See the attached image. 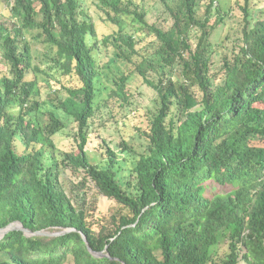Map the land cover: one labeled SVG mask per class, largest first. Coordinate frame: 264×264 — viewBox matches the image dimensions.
<instances>
[{
	"label": "trees",
	"instance_id": "trees-1",
	"mask_svg": "<svg viewBox=\"0 0 264 264\" xmlns=\"http://www.w3.org/2000/svg\"><path fill=\"white\" fill-rule=\"evenodd\" d=\"M2 1L0 228L71 230H10L0 264H264L262 7L237 0L242 27L215 43L231 10L222 14L220 0H160L169 29L148 22L144 0ZM99 20L114 30L100 34ZM136 73L157 92L148 127L97 161L86 150L90 119L129 103ZM73 123L78 148L42 174L54 136ZM120 155L133 157L126 182ZM61 166L84 173L75 183L83 202ZM88 183L97 189L90 203ZM100 194L123 209L95 214Z\"/></svg>",
	"mask_w": 264,
	"mask_h": 264
},
{
	"label": "rangeland",
	"instance_id": "rangeland-1",
	"mask_svg": "<svg viewBox=\"0 0 264 264\" xmlns=\"http://www.w3.org/2000/svg\"><path fill=\"white\" fill-rule=\"evenodd\" d=\"M140 1L141 0H138L139 3H141ZM172 1H174V5L175 0ZM236 2L237 0H220V10L222 14H224L228 9L231 10L228 12V15L226 16L223 23L216 24L217 29L215 30L213 35V41L215 43L222 42L223 39L227 36V31L229 32V34L232 32L237 33L242 27L241 20L243 18V15ZM91 3L92 0H88L87 6L89 7ZM143 3L149 6L148 22L150 24H156L164 29H169L172 26V13L168 9H166L165 5L160 0H144ZM215 4L218 5L217 2H215ZM252 5L262 7V9L264 10V0H253ZM4 8L5 2L0 0V11H2ZM216 9L217 8H214L213 10V16L211 18L210 25L217 22L218 13L220 10ZM259 12H261L260 9ZM90 13L96 18H99L100 16L95 6H92L90 8ZM205 13V6L201 7L198 10L199 17H204ZM1 18L0 22H8L9 14L5 13V16ZM97 26L99 28L100 34L111 32L115 28L114 26L106 25V23H103L100 20L97 22ZM134 29L135 28H129V30L131 31ZM149 39H152L151 35L147 38V40ZM36 48L40 52L43 51V46L39 43L36 44ZM35 64H41V59H36ZM42 64H44L43 60ZM0 65H3V61H0ZM128 88L131 90V94H133V97L130 99L129 103L124 104L122 100L113 101L111 105H105L104 107H102V109L90 119L88 127L89 140L86 145V150L97 161L104 158L108 160V145H111L112 148L118 150L120 149V142L124 138L129 139V141H131L132 143H134L133 141L138 142V140H140V138H138V136H140L138 133L139 129L141 128L142 130H144L148 127L149 113H151V110L157 106V92L153 87L144 83L143 78L139 74L136 73L131 78V80L128 82ZM44 92L45 91H42L43 96L46 97L48 92ZM12 109L17 110L18 107L15 105L12 107ZM77 131V125L73 123L54 136L56 144L54 147L49 148L43 157L41 171L42 174H44L50 168L54 169L57 165V162H60L63 159L65 152L73 151L78 148V143L81 139ZM261 141V139H255L252 141V143L259 144L257 142L261 143ZM24 148L25 147L23 146L22 142L18 144V149L20 150V152H22ZM120 156L121 165H119L118 168L121 169L120 172L122 176H124V181L126 182V176H128L129 174V166L133 161V157L131 155H127L126 157H123L122 155ZM60 168L61 179L64 185L68 190H74L77 196L75 200H78V203L83 202L84 199L81 198L82 194L80 196H78L77 194L78 186H75V183L83 179L84 173L78 174L71 169L63 168L62 166ZM90 185L92 184H87V190L89 191V195H87V197L89 203L91 202V199L95 198L97 190L95 187H91ZM98 197V207L95 212V214L97 215L110 217L114 213L119 212L123 209L122 205L113 203V201H111L107 197L101 196V194ZM92 211H94L93 207ZM222 243H224V241ZM241 264L248 263L246 261H242Z\"/></svg>",
	"mask_w": 264,
	"mask_h": 264
},
{
	"label": "water",
	"instance_id": "water-1",
	"mask_svg": "<svg viewBox=\"0 0 264 264\" xmlns=\"http://www.w3.org/2000/svg\"><path fill=\"white\" fill-rule=\"evenodd\" d=\"M13 229H21V230L25 231V233H27L28 235H34V234H60V233H64V232H67V231L71 230V229H67L65 231H59V232H55V233L51 232V231H46V230H40V231L34 232V231L24 227V225L21 222H12L9 225H7L6 227L0 228V238L3 237L8 231L13 230ZM85 239H86V237H85ZM94 253L96 255H98V256H104L103 252H101V253L94 252Z\"/></svg>",
	"mask_w": 264,
	"mask_h": 264
}]
</instances>
